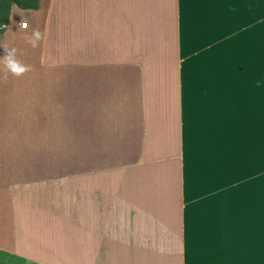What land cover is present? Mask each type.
<instances>
[{"label":"crops","instance_id":"obj_1","mask_svg":"<svg viewBox=\"0 0 264 264\" xmlns=\"http://www.w3.org/2000/svg\"><path fill=\"white\" fill-rule=\"evenodd\" d=\"M6 9L0 264H264V0Z\"/></svg>","mask_w":264,"mask_h":264},{"label":"clouds","instance_id":"obj_2","mask_svg":"<svg viewBox=\"0 0 264 264\" xmlns=\"http://www.w3.org/2000/svg\"><path fill=\"white\" fill-rule=\"evenodd\" d=\"M22 28H27V22L23 21L21 24ZM44 34L37 29H33L31 34L27 37L26 42L33 48L39 46L42 41ZM6 55L3 57L2 61L5 65V72L3 74V79L7 80L8 74L13 76L20 77L31 70L30 65L24 64L22 61L17 59V49L15 47L8 48L7 46L3 47Z\"/></svg>","mask_w":264,"mask_h":264},{"label":"trees","instance_id":"obj_3","mask_svg":"<svg viewBox=\"0 0 264 264\" xmlns=\"http://www.w3.org/2000/svg\"><path fill=\"white\" fill-rule=\"evenodd\" d=\"M12 4H18L19 0H0V5L9 8Z\"/></svg>","mask_w":264,"mask_h":264},{"label":"rangeland","instance_id":"obj_4","mask_svg":"<svg viewBox=\"0 0 264 264\" xmlns=\"http://www.w3.org/2000/svg\"><path fill=\"white\" fill-rule=\"evenodd\" d=\"M6 11H7L6 7L0 5V31H1L2 23L4 19V13H6Z\"/></svg>","mask_w":264,"mask_h":264},{"label":"built area","instance_id":"obj_5","mask_svg":"<svg viewBox=\"0 0 264 264\" xmlns=\"http://www.w3.org/2000/svg\"><path fill=\"white\" fill-rule=\"evenodd\" d=\"M27 22V21H26ZM22 24V23H21ZM24 30H29L28 22H27V28H23Z\"/></svg>","mask_w":264,"mask_h":264}]
</instances>
